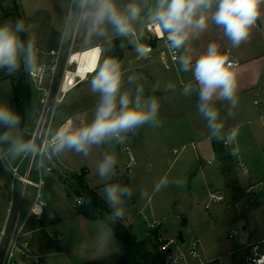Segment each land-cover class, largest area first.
<instances>
[{
  "label": "clouds",
  "instance_id": "1",
  "mask_svg": "<svg viewBox=\"0 0 264 264\" xmlns=\"http://www.w3.org/2000/svg\"><path fill=\"white\" fill-rule=\"evenodd\" d=\"M261 5L264 0H67V7L61 6L62 27L57 42L63 47L78 41L82 48L103 56L111 50L114 40L124 38L137 55L143 57L146 48L139 42L143 29L151 27L158 34H166L170 51L183 49L181 54L173 57L180 70L191 71L195 81V86L191 82L184 84L182 95L196 94L198 112L207 121L210 138L229 147L237 139L239 126L223 134L224 123L213 102L227 101L231 108L237 106L238 64L222 53L216 43L209 44L193 63L187 44L204 33L211 23L223 29L233 48L239 47L248 39L261 13ZM27 32L23 20L0 23V70L5 75L12 76L21 71L32 75L41 70L34 38L28 35L25 40L21 36ZM94 71L90 90L99 95V100L91 121L77 116L78 124H62L55 131L49 130L42 142L22 126V116L9 103H0V164L12 175H15L11 168L13 161L38 157L39 167L44 169L46 161L58 158L65 151H74L87 158L94 147L119 142L129 133L135 135L146 124L159 126L158 98L145 96L143 85L137 82L140 78L136 76L127 78L128 84L134 85V91L131 87L122 90L123 71L118 58L104 56ZM165 87L173 89L175 86L169 83ZM158 88L157 83L152 90ZM227 115H232L231 110ZM237 154L235 148L230 151L232 156ZM116 165L115 154L105 152L96 165L99 179L112 180ZM173 182L178 186L182 183ZM168 184L167 176L162 177L153 190L158 192ZM102 192L111 211L98 223L97 256H102L110 245H116L112 225L123 219L126 200L136 192H139V199L146 195L142 189L117 183H105ZM78 202L85 203L83 199Z\"/></svg>",
  "mask_w": 264,
  "mask_h": 264
},
{
  "label": "rangeland",
  "instance_id": "2",
  "mask_svg": "<svg viewBox=\"0 0 264 264\" xmlns=\"http://www.w3.org/2000/svg\"><path fill=\"white\" fill-rule=\"evenodd\" d=\"M14 2L15 0H0V20L4 22L15 19L16 21L22 18L26 28L28 25L31 29H35L38 35L43 34L40 27L41 23L38 22L39 17H31L25 20L21 9L15 6ZM30 2L35 3V0H31ZM40 19L46 18L41 17ZM54 37L55 35L50 36L47 41L48 43L45 44L50 46L55 44ZM139 41L141 43L155 42L156 39H150L143 35ZM159 42H163V40H159ZM127 44L131 46L129 42ZM35 45L36 48L44 51L52 49L44 44ZM58 48L64 51L66 45L57 47L56 49ZM75 49L79 48L76 46ZM122 51V48L114 40L111 50L105 52L104 56H114L120 60ZM91 53H85L84 60L79 67V73L82 75H85L87 69H93L95 66V61H92ZM46 57V55L38 53V59H44V61L52 59ZM60 66L61 60L59 61ZM59 67L53 81L50 78L51 75L48 77L45 87L49 89L51 87L53 89L58 75L62 78V72H60ZM144 69L145 65L143 64L123 65L122 71L124 73L123 75H126V78L123 80L124 85L122 90L131 87L134 91V85H129L127 82L128 73L133 72L132 76L140 78L137 82L143 85L145 96H151V90H148L145 85V79H143ZM27 75L21 71L9 76L5 75L3 70H0V103H9L17 112L14 99V84L19 82V80L25 79L31 90L32 103L26 109L25 123L22 126L29 130L30 135H34L43 107L42 98L44 97V91L38 89ZM90 79L69 92L66 98L58 104L55 111H53V119L50 125L51 131H55L56 128L70 118L73 119V124H78L79 121L75 119L77 116L91 121L99 100V95L91 92ZM160 115L161 113L159 112V126L153 127L146 124L135 135L129 133L126 136H122V140L120 141L121 145L119 143L116 145L113 142L94 147L87 158L76 154L74 151H65L62 153L60 156L64 164L67 165V168L70 167L68 171L62 167L63 173H59L60 179L64 181L67 190L64 186H57L53 182H48L49 173L44 172L46 184L43 186L42 192L43 199L47 202L45 211L41 217L34 215L28 219L21 240H26L31 244L33 241L32 236H34L31 230L36 228L37 231L35 233H37V238L42 240L48 239L49 242L47 245L49 243L55 246L57 244L65 245L66 242L70 244V254H74V257L79 255L89 257L93 255L95 253V242L98 236V223L103 219H90L82 212L81 206L74 205L76 196L82 195L77 189H80V173L84 169H79L85 165H90L92 170L96 171V165L102 159L105 152L114 153L116 159L119 155L122 158L124 156L128 157L122 147V145L128 144L131 146L137 160L131 174H127L126 167L125 169L116 168L118 175L110 181H105V183H117L128 185L133 189H142L146 195L143 199H139V192L134 194L137 205L133 204L130 199L126 200L124 206L125 215L121 221L127 226H133L135 234L138 238H141L150 230L137 209L138 207H142L145 214L152 221L160 220L164 222L163 226L161 225L159 228L151 230L148 236V240L150 241L148 248L150 250L156 251L155 244L159 243L161 245V243L172 239L175 242L172 244L173 247L178 251L182 250L187 252L189 243L193 238L196 236H200L201 238L205 236V240H207L209 245L212 246L216 243L214 251L219 256H204L202 248L199 257L188 255L184 264H244L243 254L247 253L249 248L241 251V247L248 244V242L264 237V191L254 193L253 191L247 192L238 188L234 192H223L225 199L222 202H213L209 197L208 189L203 182L202 175L199 173L194 179L189 174L188 169L184 167L186 163L190 162L188 161L189 156L194 153L192 147L186 145L178 155L173 153V151L165 152L167 148L171 147V144H176V141L167 135L168 129L165 127L166 121ZM186 133L187 135L181 139H190L189 136H192V133L188 130H186ZM181 148L182 146L179 147V149ZM30 157L13 161V163L21 165V172H24L30 161ZM58 158L55 159L57 160ZM46 164L50 165V162L46 161ZM55 171L58 172L56 168ZM165 176L169 180L168 186L161 188L158 192H154L155 184ZM32 178L34 180L40 179V171L37 168L34 170ZM173 181H181L182 183L178 186ZM20 187V181L16 180L15 195L17 196H20ZM12 189L9 174L3 167V164H0V234L6 224L11 209V201L14 196ZM102 189L101 194L103 195ZM36 192L37 188L30 185L25 204L22 208V221L25 220L29 213ZM19 203L20 200L13 210L18 209ZM208 203L210 205L207 207L206 205ZM49 208L55 210L57 214V218L52 221L48 219ZM109 213L110 211L107 215ZM184 220H187L186 224H184ZM244 225L248 229L245 239L246 243L240 244V240H242L241 236L245 231ZM232 228H238L239 234L230 236ZM180 232L184 235V242L179 239ZM59 237L63 241L59 240ZM160 237L163 238V242L159 240ZM114 240L116 245L113 247L115 248L119 241L115 234ZM122 245L126 247L123 242ZM113 247L110 245L102 256H97L96 264H125L126 260H123V258L120 259L121 254ZM262 248H264V243L262 244ZM62 257L59 255L52 257L50 264H64V258ZM212 257L214 259L206 261V259H211ZM130 260L127 259V264Z\"/></svg>",
  "mask_w": 264,
  "mask_h": 264
},
{
  "label": "crops",
  "instance_id": "3",
  "mask_svg": "<svg viewBox=\"0 0 264 264\" xmlns=\"http://www.w3.org/2000/svg\"><path fill=\"white\" fill-rule=\"evenodd\" d=\"M30 1L31 0H15L14 2V5H17L21 9L25 20L31 17H39L38 22L41 23L40 27L43 34L38 35L35 29H31L27 25L29 35L34 38L35 44L37 45L44 44L50 48L60 47V45L57 44V36L62 27L61 6L63 5L66 8L67 0H35V3L33 2L34 4ZM41 17L46 19H40ZM52 35H55V44L51 46L45 44L48 43V38ZM115 42H117L123 50L119 60L122 66L134 64L145 65L143 77V79H145V85L148 90H151L150 93L158 98L160 102L159 112L164 118V121H166L165 127L168 129L167 135L172 138V140L176 141V144H171V147L169 146L170 148H167L165 152L173 151V153L178 155L186 145L192 147L194 153L191 154L192 156H189L188 161L190 162L186 163L184 167L188 169L189 174L194 177V179L199 173L202 175L203 182L208 189L209 197L211 193H217L222 195L224 200L225 195L223 192H234L238 188L247 192L253 191L254 193L264 191V5H261V13L252 26L248 39L239 47L233 48L230 41L224 36L223 29L211 23H209V27L204 33L198 38H193L187 44V47L191 49L190 55L193 57V63L195 59H198L199 56L206 51L207 46L211 43L218 44L222 53L228 55L230 60L238 62L237 106L231 108L227 101L213 102V107L220 113V121L224 123V128L222 130L223 134H227L230 129L239 126L237 139L229 147H225L222 142L217 141L215 138H210L207 121L198 112V98L196 94L193 93L190 96L182 95L184 84L191 82L195 86L193 74L191 71H181L178 61H170L168 55L164 53V41L159 42L158 40L155 42L141 43L143 45L152 46V50L146 51L143 57L138 56L133 47L127 44L129 42L127 39L120 38L116 39ZM76 45L79 49H82L78 41H76ZM128 75L132 76L133 72H130V74L128 73ZM125 78L126 75H123V80H125ZM157 83L159 84V88L153 91V86ZM169 83L173 84L175 87L173 89H166L165 86ZM229 110L232 112L231 116L227 115ZM70 119L72 120V125L73 119ZM186 130L190 131L192 136H189L190 139H181L187 135ZM120 141L115 142L116 145L118 143L121 145ZM180 146H182L181 149H179ZM233 148L238 150L236 156L230 155V151ZM59 159L62 162L64 170H70V167L67 168V165L64 164L61 156H59ZM126 162H128V157L124 156L122 158V156L119 155L117 157L116 168L125 169ZM83 169H85V179L103 199L101 189L104 187L105 181L99 179L97 171L92 170L90 165H85L79 170ZM132 170L127 174H131ZM60 172L59 170L58 172H48V182H53L57 184V186H64L67 190L64 181L60 179ZM117 175L118 173L116 172L114 177ZM130 200L133 204L137 205V200L134 195ZM74 205H76V200ZM209 205L208 203L206 206L208 207ZM137 209L146 223V220L152 221L147 214H145L142 207H138ZM48 216L50 221L56 219V211L49 208ZM128 226L137 239L148 240L151 229L141 238H138L134 232L133 226ZM246 228L247 226L244 225L245 231L241 236L242 240H240V244L246 243L245 239L248 231ZM234 230L238 232L233 236L239 234L238 228H232L231 233ZM36 231V228L31 230L34 236H32L33 241L30 246L34 257L41 261L37 264H50L52 257L58 255L63 256L64 264H96V253L89 257L81 255L74 257V254H70L69 243L65 242V245L57 244V246L50 245V243L47 245L49 242L48 239H38L37 233H35ZM196 237L201 240L200 251L203 248L204 256H219V254L214 251L216 243L211 246L208 244L207 240H205V236H202V238L200 236ZM59 240H62V238L59 237ZM256 243H259L262 248L264 237L248 242V244L245 245ZM115 248L121 254L119 257L120 259L128 254V249L127 247H123L121 240L118 241V245ZM213 257L211 259H206V261L214 259Z\"/></svg>",
  "mask_w": 264,
  "mask_h": 264
},
{
  "label": "built area",
  "instance_id": "4",
  "mask_svg": "<svg viewBox=\"0 0 264 264\" xmlns=\"http://www.w3.org/2000/svg\"><path fill=\"white\" fill-rule=\"evenodd\" d=\"M143 35L150 39L163 40L165 43V54L168 55L170 61L177 62L173 57L182 53V49L180 52L170 51L167 43L166 34H158L151 27L143 29ZM140 42V41H139ZM141 43V42H140ZM76 42L71 44H67L65 50L63 51L61 48H52L47 51H44L40 48L37 49V54H44L46 58H52L48 61H44V59H38V63L40 65L39 71L32 75H28L29 79L38 87V89L44 91V97L42 98L43 107L41 110L40 120L37 125L36 131L34 135L38 138L39 141H43L47 132L50 130L51 120L53 119V111H55L58 106L57 101H63L67 94L79 86L81 83L90 79L92 75L95 74L94 69L98 67V63L102 62L104 55H100L98 53H94L91 49H75ZM146 51H151V45H144ZM92 52V61H95V66L93 69H87L85 75L78 73L80 67V61L74 60L75 54L78 53H88ZM61 60V66L59 67V61ZM88 60V59H87ZM91 61V62H92ZM89 62V61H86ZM236 62V61H234ZM238 64V62H236ZM60 69L62 72V78L58 75L56 79V83L54 88L45 87L48 77L51 75V79L55 77V74ZM73 77V78H72ZM61 79V80H60ZM69 79V81H68ZM60 81V82H59ZM65 87L68 89L65 91ZM45 111H47L45 117ZM123 150L128 155V162L126 164V170L129 172L133 169L136 164V158L134 152L130 145L124 144L122 145ZM5 168V166L3 165ZM11 168L14 170L15 175H12L6 168L5 170L9 174L10 182L12 184L13 191V199L11 201V209L4 225L1 234H0V264H37L41 261L38 258H35L32 249L30 246V242L22 241L21 238L24 235V229L27 224V221L32 216L41 217L45 211L46 202L43 199V186L45 185L44 172H52L55 171V168L61 173H63L62 162L58 158L57 160L53 158L50 161V165L46 164V168L42 169L39 167V158L31 156L30 161L24 170L21 172V165H16L13 162L11 163ZM40 171V179L34 180L32 178L33 172L35 169ZM82 174V173H80ZM16 180L20 181V196L18 198L15 195V185ZM30 185L37 188L36 195L34 197V201L30 207L29 213L25 220H21L22 216V208L25 204V199L27 196L28 189ZM39 193V199H37V194ZM210 197L213 201L219 202L223 200V196L217 193H211ZM80 199L84 200L82 195L76 196V205L81 206L82 204L78 201ZM20 200L19 206L17 210H13L15 206H17L18 201ZM42 210L41 214L38 215L40 210ZM147 221V225L151 230H155L163 225L162 221ZM238 231L234 230L230 236H233ZM161 242H163V238H159ZM174 240L165 241L161 243L160 248L163 251H168L170 253L168 263L169 264H184L187 260V256L190 255L192 257L200 256V246L201 240L198 237H195L191 240L188 246V250L186 251H178L172 244H174ZM249 248L247 253H244V264H264V249L261 248L259 243L244 245L241 247V251H245Z\"/></svg>",
  "mask_w": 264,
  "mask_h": 264
},
{
  "label": "trees",
  "instance_id": "5",
  "mask_svg": "<svg viewBox=\"0 0 264 264\" xmlns=\"http://www.w3.org/2000/svg\"><path fill=\"white\" fill-rule=\"evenodd\" d=\"M17 6V5H16ZM10 13V12H9ZM12 21L15 19H11ZM19 20H22L20 18ZM3 23V20H0ZM29 33H21L22 38L27 40ZM28 76V75H27ZM25 79L19 80L14 84V99L17 112L22 116V125L25 123L26 109L31 105V90ZM79 188L77 189L84 198L85 203L81 205L82 212L90 219H103L110 210L107 203L99 196L96 190L91 187L85 179V169L83 170ZM112 229L116 237L121 240L128 249V254L123 260L131 259L128 264H169L168 259L170 253L161 250L159 243L155 244L157 250L152 251L148 248L149 240H139L131 232L130 228L122 221H117L112 225Z\"/></svg>",
  "mask_w": 264,
  "mask_h": 264
},
{
  "label": "bare ground",
  "instance_id": "6",
  "mask_svg": "<svg viewBox=\"0 0 264 264\" xmlns=\"http://www.w3.org/2000/svg\"><path fill=\"white\" fill-rule=\"evenodd\" d=\"M84 57H85V54L78 53V54H75V56H74V60H79L80 63L82 64V62H83V60H84ZM81 64H80V65H81ZM78 73H79V71H78ZM72 78H73V77H72ZM68 81H69V79H68ZM67 89H68V88L65 87V91H66ZM67 95H68V94H67ZM46 112H47V111H45L44 117H45V115L47 114ZM71 123H72V120L70 119V120H67L64 124H67L68 126H70Z\"/></svg>",
  "mask_w": 264,
  "mask_h": 264
},
{
  "label": "water",
  "instance_id": "7",
  "mask_svg": "<svg viewBox=\"0 0 264 264\" xmlns=\"http://www.w3.org/2000/svg\"><path fill=\"white\" fill-rule=\"evenodd\" d=\"M186 223H187V220H184V224H186ZM179 239H180L182 242L185 241V238H184V235H183L182 232H180V234H179Z\"/></svg>",
  "mask_w": 264,
  "mask_h": 264
},
{
  "label": "snow or ice",
  "instance_id": "8",
  "mask_svg": "<svg viewBox=\"0 0 264 264\" xmlns=\"http://www.w3.org/2000/svg\"><path fill=\"white\" fill-rule=\"evenodd\" d=\"M94 53H96L94 50H93Z\"/></svg>",
  "mask_w": 264,
  "mask_h": 264
}]
</instances>
